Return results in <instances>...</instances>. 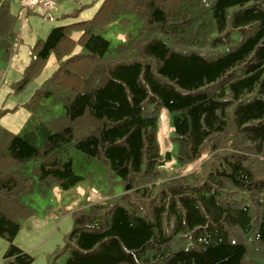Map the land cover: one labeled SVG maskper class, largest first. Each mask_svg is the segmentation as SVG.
<instances>
[{
  "label": "trees",
  "instance_id": "1",
  "mask_svg": "<svg viewBox=\"0 0 264 264\" xmlns=\"http://www.w3.org/2000/svg\"><path fill=\"white\" fill-rule=\"evenodd\" d=\"M114 23L112 44L102 31ZM15 36L2 0L6 53ZM51 53L58 66L26 101L29 119L0 126L5 264L33 262L13 241L32 212L22 196L83 178L72 148L121 187L73 211L66 260L47 264H264V0H103L35 42L23 82ZM45 98L63 114L44 117ZM161 112L174 153L161 149Z\"/></svg>",
  "mask_w": 264,
  "mask_h": 264
},
{
  "label": "rangeland",
  "instance_id": "2",
  "mask_svg": "<svg viewBox=\"0 0 264 264\" xmlns=\"http://www.w3.org/2000/svg\"><path fill=\"white\" fill-rule=\"evenodd\" d=\"M6 1L13 15L16 36L9 52L6 53L5 49L0 47V126L18 132L30 117L26 101L58 66L56 56L51 53L42 70L23 82L35 42L45 39L56 25L92 17L103 0H51L52 5L47 10L37 5L26 15L23 14V0ZM121 28L117 23L111 24L102 31V35L110 38L112 44H115L123 33ZM41 102L47 109L44 117L62 115L64 112L62 105L50 98ZM159 129L162 151L167 149L174 153L176 145L170 139L171 120L165 112H161L159 116ZM69 154L73 159L74 171L83 177L79 182L67 190L57 185L43 189L35 185L30 192L22 196L23 200L32 206V212L20 220V228L13 241L33 256L31 264H47L54 259L63 263L67 257L65 236L72 229L73 211L83 206L86 201L99 200L108 190L117 193L121 187L118 177L109 173L104 162L89 159L75 148H72ZM172 163L175 167H172ZM194 166L195 164H192L185 171ZM165 167L182 171L174 160L166 163ZM34 180L37 183V179ZM6 247L7 241L0 237V257Z\"/></svg>",
  "mask_w": 264,
  "mask_h": 264
},
{
  "label": "built area",
  "instance_id": "3",
  "mask_svg": "<svg viewBox=\"0 0 264 264\" xmlns=\"http://www.w3.org/2000/svg\"><path fill=\"white\" fill-rule=\"evenodd\" d=\"M36 5H39L43 10H47L51 5V0H23V14L32 10Z\"/></svg>",
  "mask_w": 264,
  "mask_h": 264
},
{
  "label": "crops",
  "instance_id": "4",
  "mask_svg": "<svg viewBox=\"0 0 264 264\" xmlns=\"http://www.w3.org/2000/svg\"><path fill=\"white\" fill-rule=\"evenodd\" d=\"M4 263L2 257H0V264ZM5 264V263H4Z\"/></svg>",
  "mask_w": 264,
  "mask_h": 264
}]
</instances>
